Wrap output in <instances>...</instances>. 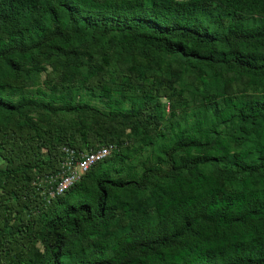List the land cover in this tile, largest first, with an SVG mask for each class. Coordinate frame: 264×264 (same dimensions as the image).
Wrapping results in <instances>:
<instances>
[{"label":"trees","instance_id":"obj_1","mask_svg":"<svg viewBox=\"0 0 264 264\" xmlns=\"http://www.w3.org/2000/svg\"><path fill=\"white\" fill-rule=\"evenodd\" d=\"M114 53L169 58L208 108L147 135L165 90L138 61L116 70ZM50 61L49 89L14 99L9 89L37 84ZM231 80L263 87L230 94ZM121 86L129 109L112 96ZM32 111L75 122L43 128ZM89 121L113 128L102 144ZM143 131L138 148L157 161L131 172ZM107 144L116 151L47 198L38 177L59 173L62 147ZM0 264H264V0H0Z\"/></svg>","mask_w":264,"mask_h":264},{"label":"rangeland","instance_id":"obj_2","mask_svg":"<svg viewBox=\"0 0 264 264\" xmlns=\"http://www.w3.org/2000/svg\"><path fill=\"white\" fill-rule=\"evenodd\" d=\"M180 1V0H179ZM115 58V66L116 70L122 71L124 74L126 73L124 69L126 68V65L124 61H138L145 65L147 69L148 76L150 77L151 82L153 83V86L155 88H162L165 90L166 96H160L158 97L159 101L164 105V108L162 110L163 118L162 120L157 119L156 124L152 127L151 130L148 131L147 135H154L156 133H166L167 135L171 134L170 127L174 124L175 120L180 121L181 118H187L188 121H191L193 118V114L196 111L206 109L208 108V105L205 101H203V95L198 91L201 90L200 83L196 80H194L193 76L190 75L188 72H178L177 70H171L168 68V60H156L152 58L145 59L142 56H133V57H126L123 54H113ZM45 71H43L40 74V77L38 79V83L34 85H28L24 88L16 87V88H10L9 93L14 97V99H17L20 96L28 94L30 91H35L36 87L40 86L44 90H48V86L44 84V80L46 78L47 73H52L55 71L57 65L50 61L43 64ZM152 67V69H151ZM115 70V71H116ZM115 74V73H114ZM244 86H247L249 88H246L247 93H257L260 91V89L263 87L261 82L255 81V80H249L247 84H244L243 82L239 81H227L226 83V91L230 94H236L240 93L241 89H243ZM123 91H113L112 96L114 98H119L123 101V107L125 109L130 108V101H129V94L131 93L130 89L127 86H121ZM138 88V87H137ZM136 93H140L139 90L136 89ZM80 94L83 96L84 101L89 102L93 105H95L98 109H100L102 112H107L108 108L106 105L100 102V99L98 96L93 97L89 96L85 90H81ZM73 98V93L70 91L68 92L64 98V102H71ZM210 107V106H209ZM170 111H175L177 118L172 119L168 117V114ZM30 115L37 118L39 121L38 123L43 127H63L65 125H68L69 122L74 123V118L70 115H66L63 113H42L43 115L39 117L38 113L36 112H30ZM88 123V130L91 133L92 136H94L97 140H101V143H103L104 135H108L109 130L113 131V128L110 127V125H107L106 127L102 126V130L96 129V126L99 125L97 121H89ZM97 123V124H96ZM114 128L120 131L121 125L116 124L114 125ZM145 137L144 131L141 132L138 135L132 136L131 141V148L130 152L131 154L134 153L133 151H136L134 154L130 156L129 159L126 160V170L131 172L140 173L142 171L141 163L146 158H151L152 163H156L157 160L154 159V153L151 147L144 145L142 146V149L138 148V145L143 142V139ZM97 144V142L95 143ZM99 145V143L97 144ZM128 148L122 149V152H127ZM89 150L87 148L83 149L81 153L88 152ZM56 176V175H55ZM38 178H42L40 180L41 183H45L46 186L44 188V191H47L50 186H53L55 184V180L53 178V175L49 174L48 176H39ZM52 178L53 180H51ZM43 181V182H42ZM46 193V192H45ZM38 250H42L41 244L37 243Z\"/></svg>","mask_w":264,"mask_h":264},{"label":"built area","instance_id":"obj_3","mask_svg":"<svg viewBox=\"0 0 264 264\" xmlns=\"http://www.w3.org/2000/svg\"><path fill=\"white\" fill-rule=\"evenodd\" d=\"M117 147L114 144H107L85 153H76L74 149L62 147L64 159L60 166V171L53 176L55 184L46 191L48 199L62 195L82 176H84L95 164L109 157ZM53 180L52 178H50Z\"/></svg>","mask_w":264,"mask_h":264}]
</instances>
